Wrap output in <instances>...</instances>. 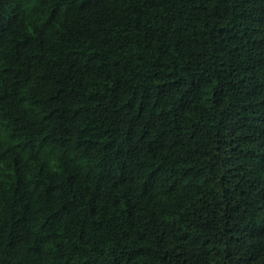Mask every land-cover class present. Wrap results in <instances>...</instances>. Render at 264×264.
Segmentation results:
<instances>
[{
    "label": "trees",
    "instance_id": "1",
    "mask_svg": "<svg viewBox=\"0 0 264 264\" xmlns=\"http://www.w3.org/2000/svg\"><path fill=\"white\" fill-rule=\"evenodd\" d=\"M0 264H264V0H0Z\"/></svg>",
    "mask_w": 264,
    "mask_h": 264
}]
</instances>
